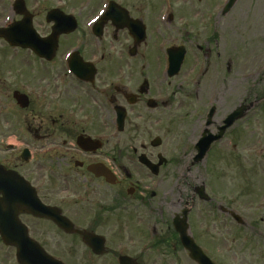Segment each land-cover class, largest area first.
I'll return each mask as SVG.
<instances>
[{
  "label": "flooded vegetation",
  "instance_id": "1",
  "mask_svg": "<svg viewBox=\"0 0 264 264\" xmlns=\"http://www.w3.org/2000/svg\"><path fill=\"white\" fill-rule=\"evenodd\" d=\"M76 1L0 0L7 35L26 39V21L36 33L26 47L0 37L8 58L7 77L0 72V182L23 185L11 192L13 207L0 208L8 237L0 236V264H195L180 241L185 229L210 260L225 243L224 254L238 264L264 262V214L252 202L241 206L264 192L245 197L220 187L221 179L264 174V138L256 134L264 125V0L229 7V0ZM135 36L145 40L134 43ZM39 39L51 60L33 52ZM177 46L198 56L182 81L166 78L161 63L142 65V54ZM70 48L87 62L80 78L67 69ZM28 70L39 77L26 80ZM175 84L182 87V158L167 157L153 175L138 159L156 164L150 136L173 132ZM15 93L27 97L24 108ZM233 114L241 117L230 121ZM197 143L206 149L195 162ZM231 163L236 172L227 177L222 165ZM172 164L179 176L165 174ZM28 200L34 206L26 209Z\"/></svg>",
  "mask_w": 264,
  "mask_h": 264
},
{
  "label": "rangeland",
  "instance_id": "2",
  "mask_svg": "<svg viewBox=\"0 0 264 264\" xmlns=\"http://www.w3.org/2000/svg\"><path fill=\"white\" fill-rule=\"evenodd\" d=\"M80 0H77L76 2H79ZM240 31V30H239ZM244 43H245V41H244ZM148 46V43L147 44H145L144 46H143V48L144 47H147ZM238 46H240V39H238ZM241 50H244V49H241ZM240 50V51H241ZM145 57H146V60H147V62H150V63H152V60H153V63H154V56L152 57L151 55H149V56H147V54H143ZM190 56H192V55H190ZM242 57H245V54L244 55H242ZM119 61V59L117 58V56H115L112 60H111V64H115V63H117ZM186 63L188 64L189 63V61H186ZM194 64H196V62L194 63ZM7 65L8 64H5L4 62H2V64L0 65V67H1V70L3 71V73H2V77L3 78H6L7 77V74H6V69H7ZM122 71V70H121ZM120 71V72H121ZM119 72V73H120ZM33 72L32 71H27V73L25 74V77H26V80H28V81H31V82H33V79H34V75H35V79L36 78H38L39 77V74H40V71L39 70H37L36 71V74H32ZM122 73V72H121ZM36 86H38V85H36ZM11 91H9V93H10ZM177 97V96H176ZM175 105L176 104H174V107H175ZM16 109V108H15ZM17 110V109H16ZM15 110V111H16ZM177 110V109H176ZM179 110V109H178ZM178 110H177V112H176V114H175V116L172 118V121L173 122H175L173 125H171V126H167V127H169L170 128V130H172L173 128H176L173 132H165V130L163 131V132H158L156 135H159L161 138H162V146H160V150H162L165 146H166V149L168 150V149H172L173 147H172V143L173 142H175V140H178L179 141V139L181 138V135H182V131H183V128H182V126H181V121H183V117H181V114H182V112H178ZM263 110H264V106H263ZM17 114V116L19 115L18 113H16ZM21 114V113H20ZM260 119L261 118V113L258 111V112H256V114L254 115V121H256L257 119ZM131 120H133V119H131ZM161 122V120H159V123ZM158 123V124H159ZM30 124H33V122L31 121V123ZM255 125H256V123H255ZM257 126V125H256ZM166 127V128H167ZM176 130H178V131H176ZM19 132H21L20 130H19ZM181 133L180 135L178 134V135H175L176 133ZM258 132H256V134H257ZM259 133H260V135H261V137H259V138H264V125H262V124H260V126H259ZM161 135H163V136H161ZM131 136V134H129V133H125L124 134V138H125V141L126 142H131L130 140H129V137ZM151 136H154V134L153 135H151ZM255 137H257L256 135H255ZM254 137V138H255ZM172 140H174L173 142H172ZM172 147V148H171ZM179 149H180V147H179ZM178 152V150L176 151V153ZM171 153H172V151H171ZM180 155V154H179ZM176 156H177V154H176ZM175 156V153H173V158H175L176 157ZM34 165V164H33ZM32 164H30L29 166L30 167H32L33 166ZM230 168V169H229ZM236 168H237V166H235V165H233L232 163L229 165V166H226L225 164H223L222 165V173H223V175H226L227 177L230 175V173L232 174H234L235 172H236ZM168 169L169 170H166L165 171V174H168V176H173V175H175V168L173 167V164H172V167L171 166H168ZM229 169V170H228ZM226 170H228L227 171V174H225L224 172L226 171ZM248 170H249V167H248ZM250 172V171H249ZM253 175H254V173H253ZM254 177H264V174L262 175V173L261 172H258V174L257 175H255ZM261 179V178H260ZM165 180H167V178H165ZM228 180H230L229 182H230V188L229 187H227V191H233V190H237V191H243V192H246V193H248V194H250V195H248V196H245V197H249V196H251L252 195V193H258L259 192V190H260V187H261V182L259 181V180H257V179H254V178H249L248 180H241V182H236V181H232L231 179H229L228 178ZM220 181V180H219ZM226 183H224V182H222V180H221V187H223L224 188V185H225ZM253 184V185H252ZM262 190H264V187L262 188ZM162 193V190L158 193V195H160ZM259 196V198L258 199H256V197L253 199V201L252 200H250V199H244V201L241 203V206L242 207H249L250 205H248V203L249 202H252L253 203V206H251V207H253V208H257V207H263L264 208V197H262V194H259L258 195ZM262 197V198H261ZM156 201H160V199H158V197H156ZM260 203H262L260 206H259V204ZM260 209V208H259ZM260 212L262 213V215L264 214V209H263V211L260 209ZM256 213V212H255ZM255 217H259V214H256L255 215ZM220 245H221V247H219L218 246V248H220L221 249V251H220V253L218 254V255H220L221 257H217V258H215V260H217L218 261V263L219 264H238V262H235V259L233 258V256L232 255H225L224 254V249H226L227 248V246H226V244L224 243H220ZM233 248H236V246H234ZM226 252V251H225ZM238 257V256H237ZM249 262H252V261H246V262H244V263H249ZM261 262H262V264H264V262L262 261V260H255V261H253L252 263L253 264H261Z\"/></svg>",
  "mask_w": 264,
  "mask_h": 264
}]
</instances>
